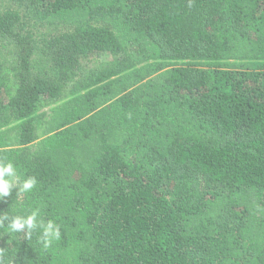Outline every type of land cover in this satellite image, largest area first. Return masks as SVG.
<instances>
[{"label": "trees", "instance_id": "obj_1", "mask_svg": "<svg viewBox=\"0 0 264 264\" xmlns=\"http://www.w3.org/2000/svg\"><path fill=\"white\" fill-rule=\"evenodd\" d=\"M0 159V264H264V0H0Z\"/></svg>", "mask_w": 264, "mask_h": 264}, {"label": "clouds", "instance_id": "obj_2", "mask_svg": "<svg viewBox=\"0 0 264 264\" xmlns=\"http://www.w3.org/2000/svg\"><path fill=\"white\" fill-rule=\"evenodd\" d=\"M37 185L35 177H28L21 183L17 169L11 161L5 162L0 159V201L12 196L13 190L17 194L30 192ZM7 223L9 234L25 233L31 237L34 232H38L37 243L43 250H48L61 240V228L53 220L44 221L40 219L38 209L32 210L28 215H3L0 216V226Z\"/></svg>", "mask_w": 264, "mask_h": 264}, {"label": "rangeland", "instance_id": "obj_3", "mask_svg": "<svg viewBox=\"0 0 264 264\" xmlns=\"http://www.w3.org/2000/svg\"><path fill=\"white\" fill-rule=\"evenodd\" d=\"M110 59L111 58L106 57V56L99 58V60H105V61L110 60ZM69 92H70V87L65 88L61 94V97L58 98L56 101H53L52 103H50V105L46 107L44 111L48 112L51 108L56 107V106H61L63 103L67 102L70 99Z\"/></svg>", "mask_w": 264, "mask_h": 264}]
</instances>
